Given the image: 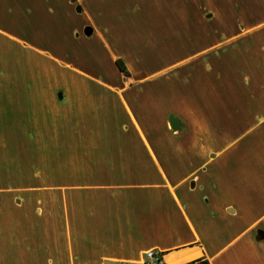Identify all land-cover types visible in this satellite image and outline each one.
Masks as SVG:
<instances>
[{
	"label": "crops",
	"instance_id": "0c3cea01",
	"mask_svg": "<svg viewBox=\"0 0 264 264\" xmlns=\"http://www.w3.org/2000/svg\"><path fill=\"white\" fill-rule=\"evenodd\" d=\"M5 7L0 264H264V0Z\"/></svg>",
	"mask_w": 264,
	"mask_h": 264
},
{
	"label": "rangeland",
	"instance_id": "374dc122",
	"mask_svg": "<svg viewBox=\"0 0 264 264\" xmlns=\"http://www.w3.org/2000/svg\"><path fill=\"white\" fill-rule=\"evenodd\" d=\"M3 16H2V15ZM8 10L7 7H5L2 10V13H0V26H2L3 28H5V30H7V26L6 25H14L13 22H11L8 19ZM0 58H3L2 56H0ZM8 80H10V76L8 79V76L5 75V78L3 81L8 82ZM1 81V79H0ZM2 139V144H3V148H6L7 142L5 138H1ZM35 157V154L32 150H28V151H23L22 149H18L16 150L15 148H6L5 151H1L0 152V181H8L7 180V176L8 174H12V172H16L18 173L21 169V163L23 160L26 159H33Z\"/></svg>",
	"mask_w": 264,
	"mask_h": 264
},
{
	"label": "water",
	"instance_id": "95a60500",
	"mask_svg": "<svg viewBox=\"0 0 264 264\" xmlns=\"http://www.w3.org/2000/svg\"><path fill=\"white\" fill-rule=\"evenodd\" d=\"M77 10L80 11V10H81V7L78 6V7H77ZM92 32H93L92 27H87V28L85 29V34H86V35H91ZM59 98L62 99V93H59ZM170 125H171V127H172L174 130H179V129L181 128V123H180L179 119H178L177 117H175V116H171V117H170Z\"/></svg>",
	"mask_w": 264,
	"mask_h": 264
},
{
	"label": "trees",
	"instance_id": "16d2710c",
	"mask_svg": "<svg viewBox=\"0 0 264 264\" xmlns=\"http://www.w3.org/2000/svg\"><path fill=\"white\" fill-rule=\"evenodd\" d=\"M116 64L122 72H124L126 75H129V71H128L127 66H126L123 59H121V58L117 59ZM195 263H197V264H210L207 260H197V261L192 262V264H195Z\"/></svg>",
	"mask_w": 264,
	"mask_h": 264
},
{
	"label": "built area",
	"instance_id": "2783aa9c",
	"mask_svg": "<svg viewBox=\"0 0 264 264\" xmlns=\"http://www.w3.org/2000/svg\"><path fill=\"white\" fill-rule=\"evenodd\" d=\"M160 258L154 251H148L146 253V261L145 264H159Z\"/></svg>",
	"mask_w": 264,
	"mask_h": 264
}]
</instances>
